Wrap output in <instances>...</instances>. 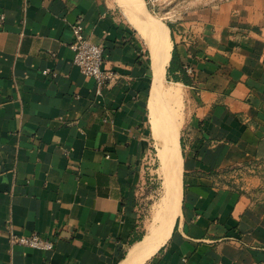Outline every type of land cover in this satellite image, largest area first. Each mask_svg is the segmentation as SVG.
Wrapping results in <instances>:
<instances>
[{"label": "crops", "instance_id": "1", "mask_svg": "<svg viewBox=\"0 0 264 264\" xmlns=\"http://www.w3.org/2000/svg\"><path fill=\"white\" fill-rule=\"evenodd\" d=\"M175 9V62L194 71L190 84L176 83L180 204L144 264H264V0H182ZM1 17L0 264H122L146 234L138 194L159 162L148 43L121 0H0ZM80 18L115 75L101 94L73 65ZM12 234L55 247L11 246Z\"/></svg>", "mask_w": 264, "mask_h": 264}, {"label": "bare ground", "instance_id": "2", "mask_svg": "<svg viewBox=\"0 0 264 264\" xmlns=\"http://www.w3.org/2000/svg\"><path fill=\"white\" fill-rule=\"evenodd\" d=\"M125 11L143 38L152 58L154 86L150 96V123L158 146L160 174L164 181V198L152 216L146 234L129 252L122 264H144L167 240L179 212L181 158L178 135L181 125V94L178 84H165L172 43L168 28L145 12L139 0H121ZM144 5V4H143Z\"/></svg>", "mask_w": 264, "mask_h": 264}, {"label": "built area", "instance_id": "3", "mask_svg": "<svg viewBox=\"0 0 264 264\" xmlns=\"http://www.w3.org/2000/svg\"><path fill=\"white\" fill-rule=\"evenodd\" d=\"M3 21V17L0 18ZM73 41L70 49L73 52V65L88 78L95 81L97 93L101 94L105 86L114 81L115 75L105 68L104 49L100 45L91 43L84 35L82 19L71 27ZM183 70L188 76H193L194 71L190 66H184ZM44 75H50V71H44ZM260 168V167H259ZM257 165L249 166L247 173L259 169ZM11 246H19L40 251H53L55 244L52 240L40 237L37 234L30 236L11 235L9 238Z\"/></svg>", "mask_w": 264, "mask_h": 264}, {"label": "rangeland", "instance_id": "4", "mask_svg": "<svg viewBox=\"0 0 264 264\" xmlns=\"http://www.w3.org/2000/svg\"><path fill=\"white\" fill-rule=\"evenodd\" d=\"M175 1H177L178 3L182 0H173V2L171 0H148L147 1L148 2V6H147L148 12L146 11V14L150 16L151 18H154L160 21L165 26H168L171 29L173 28L170 22L171 14L177 16L180 12H182L178 9H175V6L177 5ZM172 6L174 8L173 10L170 9ZM186 77L188 79L191 78L187 74H186ZM165 84L166 86L171 87L172 84H176V82H173L171 79H169V80H166ZM177 88H179L181 98H182L181 107H180V114L182 117L184 90L180 85H178ZM159 165L160 163L158 162V160H156L155 164H153L152 168L155 174L150 176L151 178H153V180L154 178L156 179L157 177L156 173H159V170H160ZM247 168H249V166L248 167L247 166L238 167V169H236V171H234L235 173H232V175L235 176V179L236 178L238 180L243 179L247 176ZM261 171H263V167H261ZM262 177L264 180V176ZM153 180L151 181V183L153 182L151 185L144 186V189L141 190L140 193L138 194L139 214L141 217L140 220L142 221V226L145 227V229H147V227L149 226L148 225L149 223L151 224L152 216L164 198L163 178H162V181L156 180L157 182H154ZM156 183L158 184L156 185Z\"/></svg>", "mask_w": 264, "mask_h": 264}, {"label": "trees", "instance_id": "5", "mask_svg": "<svg viewBox=\"0 0 264 264\" xmlns=\"http://www.w3.org/2000/svg\"><path fill=\"white\" fill-rule=\"evenodd\" d=\"M176 73H179L177 75ZM171 79L176 83H183L184 85L190 84L189 79L184 74V71L180 65L175 62V53L172 51V60L170 62V67L167 69V80Z\"/></svg>", "mask_w": 264, "mask_h": 264}]
</instances>
